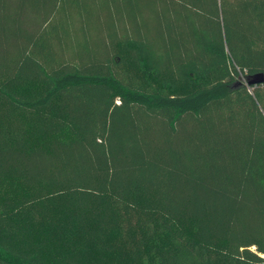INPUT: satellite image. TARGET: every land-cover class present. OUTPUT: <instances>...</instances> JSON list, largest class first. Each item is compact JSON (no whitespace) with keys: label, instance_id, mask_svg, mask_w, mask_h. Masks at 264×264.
I'll list each match as a JSON object with an SVG mask.
<instances>
[{"label":"trees","instance_id":"obj_1","mask_svg":"<svg viewBox=\"0 0 264 264\" xmlns=\"http://www.w3.org/2000/svg\"><path fill=\"white\" fill-rule=\"evenodd\" d=\"M258 74L264 0H0V264H264Z\"/></svg>","mask_w":264,"mask_h":264},{"label":"rangeland","instance_id":"obj_2","mask_svg":"<svg viewBox=\"0 0 264 264\" xmlns=\"http://www.w3.org/2000/svg\"><path fill=\"white\" fill-rule=\"evenodd\" d=\"M75 15L71 16L70 22L72 24H75V25L79 26L80 25V17L77 16V15L75 16ZM89 28H90L89 33L92 35L93 34L92 27L90 26Z\"/></svg>","mask_w":264,"mask_h":264},{"label":"water","instance_id":"obj_3","mask_svg":"<svg viewBox=\"0 0 264 264\" xmlns=\"http://www.w3.org/2000/svg\"><path fill=\"white\" fill-rule=\"evenodd\" d=\"M255 82H264V74H258L253 79L249 80V84H252Z\"/></svg>","mask_w":264,"mask_h":264}]
</instances>
